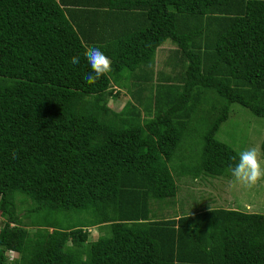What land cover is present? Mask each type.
I'll return each mask as SVG.
<instances>
[{
  "label": "trees",
  "instance_id": "trees-1",
  "mask_svg": "<svg viewBox=\"0 0 264 264\" xmlns=\"http://www.w3.org/2000/svg\"><path fill=\"white\" fill-rule=\"evenodd\" d=\"M91 46L112 71L88 85ZM234 103L264 117V0H0V264H264V213L174 207L237 162Z\"/></svg>",
  "mask_w": 264,
  "mask_h": 264
},
{
  "label": "rangeland",
  "instance_id": "rangeland-1",
  "mask_svg": "<svg viewBox=\"0 0 264 264\" xmlns=\"http://www.w3.org/2000/svg\"><path fill=\"white\" fill-rule=\"evenodd\" d=\"M172 44L166 40L156 51L155 69L163 68L162 63L166 61L167 56L171 53ZM169 71L171 67L167 68ZM130 98V93L126 88L121 87L117 97L109 98L108 105L114 110H119ZM204 128L203 123H196L191 126L194 132L188 133V144L197 142ZM264 137V117L252 114L247 108L239 104H232L230 114L224 121L217 133L216 138L232 146L237 152H241L249 147L259 146L262 153L264 150L261 143ZM186 143V142H182ZM184 145V144H183ZM185 146V145H184ZM197 148L196 146H194ZM179 181L180 188L175 197L176 214L190 213L192 209L197 207H224L236 208L248 212L264 213V180L258 182L254 187L247 188L240 184L230 186L231 175H222L218 177L199 174L197 178L192 175H186ZM23 194L17 192L15 199L18 204V210L24 211L29 207L31 200H26ZM199 205V206H195ZM170 213L172 211L169 209ZM27 221V218L24 219ZM2 219L0 217V226ZM30 230H33L31 227ZM89 231V240L96 239L101 234L97 226L87 228ZM9 259L15 258V252H8Z\"/></svg>",
  "mask_w": 264,
  "mask_h": 264
},
{
  "label": "clouds",
  "instance_id": "clouds-1",
  "mask_svg": "<svg viewBox=\"0 0 264 264\" xmlns=\"http://www.w3.org/2000/svg\"><path fill=\"white\" fill-rule=\"evenodd\" d=\"M84 58L90 66V71L84 76V81L88 85L95 84L112 71L110 58L96 46L85 49ZM70 62L73 65H78L80 57H71ZM229 172L232 178L230 186L238 183L244 187L252 188L264 180V153L261 148L253 146L239 152L238 160L234 166H230Z\"/></svg>",
  "mask_w": 264,
  "mask_h": 264
},
{
  "label": "crops",
  "instance_id": "crops-1",
  "mask_svg": "<svg viewBox=\"0 0 264 264\" xmlns=\"http://www.w3.org/2000/svg\"><path fill=\"white\" fill-rule=\"evenodd\" d=\"M68 1H73V0H68ZM83 1H86V0H83ZM89 1L97 2L99 0H89Z\"/></svg>",
  "mask_w": 264,
  "mask_h": 264
}]
</instances>
